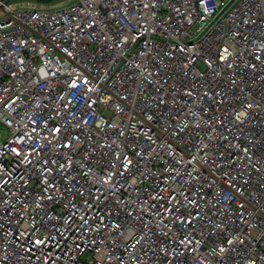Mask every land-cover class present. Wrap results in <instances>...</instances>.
Instances as JSON below:
<instances>
[{"label":"built area","instance_id":"1","mask_svg":"<svg viewBox=\"0 0 264 264\" xmlns=\"http://www.w3.org/2000/svg\"><path fill=\"white\" fill-rule=\"evenodd\" d=\"M31 3L0 0V264H264V0Z\"/></svg>","mask_w":264,"mask_h":264},{"label":"rangeland","instance_id":"2","mask_svg":"<svg viewBox=\"0 0 264 264\" xmlns=\"http://www.w3.org/2000/svg\"><path fill=\"white\" fill-rule=\"evenodd\" d=\"M25 1L32 2L31 4H35L36 2H39L42 7H62L67 5L73 0H9V5L11 8H15L17 5H24ZM1 134H6L7 129L5 126L0 125Z\"/></svg>","mask_w":264,"mask_h":264},{"label":"snow or ice","instance_id":"3","mask_svg":"<svg viewBox=\"0 0 264 264\" xmlns=\"http://www.w3.org/2000/svg\"><path fill=\"white\" fill-rule=\"evenodd\" d=\"M245 151H247V149H246ZM130 163H131V161H129V164H130ZM189 222H191V221H189ZM117 227H119V226H117ZM36 243H37V244H43L44 241H43V240H36Z\"/></svg>","mask_w":264,"mask_h":264}]
</instances>
